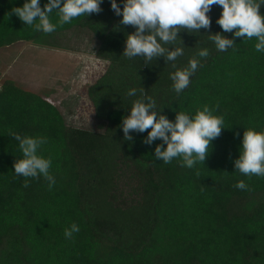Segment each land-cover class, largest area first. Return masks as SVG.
Here are the masks:
<instances>
[{
	"label": "trees",
	"instance_id": "obj_1",
	"mask_svg": "<svg viewBox=\"0 0 264 264\" xmlns=\"http://www.w3.org/2000/svg\"><path fill=\"white\" fill-rule=\"evenodd\" d=\"M25 2L0 0V49L16 43L58 49L57 38L85 29L98 43L95 57L108 66L87 89L94 130L67 126L42 94L0 83V264H264V177H245L234 163L243 133L264 131V53L255 50V38L224 32L216 23L221 9L213 5L207 28L178 27L173 41L157 37L163 54L126 57L136 27L121 22L110 0L51 33L35 27L38 17L26 25L12 12ZM63 2L48 13L51 22ZM115 2L122 9L125 0ZM48 4L38 0L42 12ZM259 12L264 15V5ZM217 33L233 41L226 51L215 49L210 37ZM177 47L182 55L168 60ZM205 48L208 57L198 58ZM191 58L199 59L198 67L176 93L169 74ZM137 101H152L149 111L172 123L207 105L224 123L203 161L191 168L181 157L164 164L155 149L165 142H149L150 128L125 137L123 121ZM16 135L47 138L37 154L51 158V190L39 173L26 178L14 172L24 158ZM238 180L251 191L236 189ZM72 223L80 231L65 239Z\"/></svg>",
	"mask_w": 264,
	"mask_h": 264
},
{
	"label": "clouds",
	"instance_id": "obj_2",
	"mask_svg": "<svg viewBox=\"0 0 264 264\" xmlns=\"http://www.w3.org/2000/svg\"><path fill=\"white\" fill-rule=\"evenodd\" d=\"M60 3L61 0H49L42 12L38 7V0H27L22 7L13 8L12 12L26 25H33L34 18L38 17L39 23L35 27L43 33H51L74 18L99 11L100 0H64L59 7L58 20L53 23L48 13ZM213 5L221 9L216 23L224 32L235 30L233 34L237 37L255 38V50L264 53V15L259 12L264 0H125L122 9L117 7L115 0H110L113 11L122 16L121 22L136 27L135 34L127 37L124 55L132 57L142 53L149 59L165 52L157 42V37L160 41L169 42L176 38L178 27L207 28L210 20L206 13ZM145 29H148L150 34H142ZM210 39L215 49L221 52L226 51V46L231 47L233 44L232 40L219 33ZM181 55L182 49L177 47L174 51L167 52V59L175 60ZM196 55L198 58H207L209 50L201 49ZM198 58L189 59L187 67L169 74L174 92L180 93L188 87L189 78L200 62ZM128 94L132 95L133 90H129ZM152 107V101L148 104L139 101L133 103L129 116L123 121L125 137L127 138L129 130L142 132L150 128L149 142L157 137L165 142L166 147L163 150L159 146L155 149V155L160 157L164 164L170 163L176 157H181L183 166L188 168L193 166L194 161H203L210 140L220 132L224 123L223 117L214 115L207 105H203L191 119L181 113L172 123L164 116L157 118L155 112L149 111ZM16 139L24 158L14 163V172L26 178H36L39 173L51 190L56 183L54 175L49 171L51 158L37 154L38 146L47 143V138H21L16 135ZM234 163L238 172L245 177H264V131L249 128L243 133L240 155ZM22 186L28 187L27 179ZM233 186L239 190L251 191L244 180L236 181ZM79 231V226L72 223L64 229L63 235L65 239H72L73 234Z\"/></svg>",
	"mask_w": 264,
	"mask_h": 264
},
{
	"label": "rangeland",
	"instance_id": "obj_3",
	"mask_svg": "<svg viewBox=\"0 0 264 264\" xmlns=\"http://www.w3.org/2000/svg\"><path fill=\"white\" fill-rule=\"evenodd\" d=\"M58 49H42L16 43L0 49V83L50 99L67 126L95 129L87 89L105 72L108 64L95 57L98 43L85 29H72L56 39Z\"/></svg>",
	"mask_w": 264,
	"mask_h": 264
},
{
	"label": "crops",
	"instance_id": "obj_4",
	"mask_svg": "<svg viewBox=\"0 0 264 264\" xmlns=\"http://www.w3.org/2000/svg\"><path fill=\"white\" fill-rule=\"evenodd\" d=\"M6 48H8V47H6ZM43 95V94H42Z\"/></svg>",
	"mask_w": 264,
	"mask_h": 264
}]
</instances>
